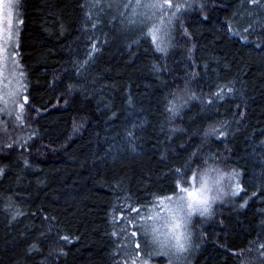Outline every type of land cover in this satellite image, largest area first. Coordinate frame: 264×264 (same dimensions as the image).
Masks as SVG:
<instances>
[{
  "label": "trees",
  "instance_id": "obj_1",
  "mask_svg": "<svg viewBox=\"0 0 264 264\" xmlns=\"http://www.w3.org/2000/svg\"><path fill=\"white\" fill-rule=\"evenodd\" d=\"M14 2L23 23L18 49L4 40L0 97L20 72L27 88L15 104L0 99V264H264V10L248 0H174L194 7L171 24L157 19L149 33L153 23H128L124 5L136 0H98L114 5L103 11L91 8L97 0ZM233 13L247 42L227 31ZM185 90L198 99L173 117L167 101ZM211 127L217 132L205 136ZM194 151L186 180L197 168L194 185L206 168L235 170L243 190L233 196L236 180L223 181L228 194L210 215H193L182 258L150 256L151 247L136 256L141 233L131 237L129 225L128 239L113 236L125 226L113 215L175 197L174 170ZM167 205L156 204L161 217Z\"/></svg>",
  "mask_w": 264,
  "mask_h": 264
},
{
  "label": "snow or ice",
  "instance_id": "obj_2",
  "mask_svg": "<svg viewBox=\"0 0 264 264\" xmlns=\"http://www.w3.org/2000/svg\"><path fill=\"white\" fill-rule=\"evenodd\" d=\"M253 7H260L264 10V5L259 3V0H248ZM0 5L3 8L7 9V25H8V40L10 43H14L15 47L18 49V32H14V28H19V26L23 23L22 20H15L14 23V13L13 9L18 7V4H14L13 0H0ZM106 7L111 8L114 5L112 3H108L107 5L98 2H94L91 5V8L99 9L103 11ZM119 7V5H116ZM194 5L188 3H174V0H150L148 3H141L140 0H136V4L132 5L131 3L125 4L124 8H132V19L128 21V23L134 27H140L141 29L148 26L149 23H153V28H149V33L155 30L154 21L159 19V23L163 25L165 23V18H167V23L171 24L173 20L178 19L179 14L182 10H186L188 8H192ZM203 7V5H201ZM140 9H144L143 12H140ZM247 15H253L252 12H247ZM123 16L124 14L121 13ZM237 15V13H233V18L229 19L225 23L227 24V31L229 35L240 36V38L247 42V36L242 35L241 32L234 30L233 19ZM18 16V13L16 14ZM88 19H91V15H88ZM4 15L0 12V38L4 35L3 23H4ZM204 19H207L205 16ZM256 21H253L248 27L243 29L244 33H249L250 30L254 31L253 25ZM95 24L93 27L95 28ZM143 38H147L146 34L142 33ZM153 43H155L156 37L152 36ZM260 44H257V47H260ZM93 51H95V44H93ZM158 51L160 49H157ZM4 52L3 48H0V55ZM89 57H91L92 53H88ZM13 64L18 66V57H13ZM23 72L19 73V79L17 80V86L9 91L6 94V97H0V99L4 100V103L7 104L9 101L15 104L16 99L23 93L26 92L27 86L23 83ZM72 87L71 85L69 86ZM228 92L231 93L232 89L229 88ZM213 95H220L219 93H214ZM167 99V97H165ZM198 99L195 93L188 94L187 90H185V95H177L173 94V99L167 101V106L165 111L171 114V116H176L179 114L180 110L183 107H186L188 102L191 100ZM29 103V97L27 94L23 95V102L18 105L21 112H23L24 108ZM212 101L209 100L208 104L211 105ZM18 121L21 120V117L18 115L16 117ZM227 123L226 121L224 122ZM135 127V125H134ZM217 127H211L205 132V136L214 135L217 132ZM175 131V130H173ZM129 136H133L132 132H128ZM226 135L225 131L219 132V137H224ZM217 137V138H219ZM8 147H12V145H8ZM134 150V148H133ZM197 157V153L194 151L190 158L189 163L186 164L183 168H176L175 175L177 177L175 182V197L173 196H154L149 204L152 207H149V204L139 205L137 207H132L131 205H120L121 215L116 216L113 215L112 223L114 225L119 223H124V227L119 229V232L114 231L112 233L113 236H117L123 234L126 239L129 238L127 227L129 225L136 228V231L131 232V237H136L138 232L141 233V240L139 243L135 245L136 249L139 251L136 252V256H139L141 252L146 251L149 247L153 249V251L148 252V255H171L175 253L177 257L180 254H184L190 250L192 247V232L190 231L189 225L191 223L192 217L194 214H199L200 216H207L211 214L212 204L221 199L224 195H227L224 191V183L225 179L232 181L236 180L235 186L232 188L231 195H238L243 189L239 182L240 173L233 170L230 173H224L219 168H206L205 174L200 177V188L196 189L193 187L192 190L184 187L183 185L186 183H195L197 179V173L199 172V168L193 172V176L190 180H186L185 177L187 175V171L191 168V163H194ZM211 157L206 156L203 158V164L207 165L208 160ZM25 165L27 166V161H25ZM0 172H3V169H0ZM215 172L218 174L215 180H210L207 173ZM261 191H264V186L261 187ZM208 193H214L209 195ZM257 195L256 192L252 193V196L255 197ZM169 202L170 207H165V211L167 215L165 217H161L160 213L155 210V206L158 202L161 204L164 200ZM244 205H241L243 207ZM124 213H127L125 215ZM22 214V213H17ZM14 218V217H13ZM63 239L67 240V237ZM132 264H135V259L133 258ZM145 264L147 262L145 261Z\"/></svg>",
  "mask_w": 264,
  "mask_h": 264
},
{
  "label": "rangeland",
  "instance_id": "obj_3",
  "mask_svg": "<svg viewBox=\"0 0 264 264\" xmlns=\"http://www.w3.org/2000/svg\"><path fill=\"white\" fill-rule=\"evenodd\" d=\"M7 2V0H5V3ZM13 3L15 4V2H14V0H13ZM14 10V12H15V8L13 9ZM0 12H2L3 13V15H4V23H3V30H4V35H3V37L2 38H0V48H3L4 49V51H5V48L3 47V45H4V40L6 39V36L8 35V25H7V9H5V8H3V6L2 5H0ZM14 22H15V19H14ZM15 30V28L13 29V31ZM6 42V41H5ZM6 45V44H5ZM3 56H4V52H3V54L2 55H0V67H1V63H2V60H3ZM214 180H215V178H214ZM193 187H195L196 189H199L200 188V183H197L196 185H194ZM193 187H192V189H193ZM191 189V190H192ZM209 195H212V194H214V193H208ZM170 206H172V205H167V206H165V207H170ZM164 217L167 215V212L165 211V208H164ZM162 214V215H163ZM196 215H198V213L196 214ZM172 255H174V256H176L177 257V255L174 253V254H172ZM183 257V254H180L179 255V258H182ZM181 260V259H180ZM177 262L175 261V262H171L170 264H176ZM180 264V263H179Z\"/></svg>",
  "mask_w": 264,
  "mask_h": 264
}]
</instances>
